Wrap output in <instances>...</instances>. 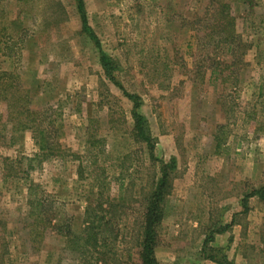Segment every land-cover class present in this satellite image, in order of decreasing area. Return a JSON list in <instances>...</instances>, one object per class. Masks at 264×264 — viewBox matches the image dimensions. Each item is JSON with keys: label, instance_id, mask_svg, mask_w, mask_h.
<instances>
[{"label": "rangeland", "instance_id": "rangeland-1", "mask_svg": "<svg viewBox=\"0 0 264 264\" xmlns=\"http://www.w3.org/2000/svg\"><path fill=\"white\" fill-rule=\"evenodd\" d=\"M83 5L108 73L74 0L4 2L16 21L7 34L26 36L19 57L0 53V72L14 71L29 108L55 118L60 150L39 162L31 130L12 131L0 98V264H141L147 196L164 165L158 264H264V0ZM124 91L139 97L153 159L133 139ZM30 182L50 208L42 219L29 214ZM100 185L110 233L74 251L58 228L66 220L80 234Z\"/></svg>", "mask_w": 264, "mask_h": 264}, {"label": "trees", "instance_id": "trees-1", "mask_svg": "<svg viewBox=\"0 0 264 264\" xmlns=\"http://www.w3.org/2000/svg\"><path fill=\"white\" fill-rule=\"evenodd\" d=\"M76 5V11L80 17L81 25L84 32L87 34L89 39L94 43V45L99 49V60L108 73L110 70V59L102 52L100 49V43L94 34V32L87 26L86 17L84 11L83 0H74ZM4 2L5 0H0V53L5 56L13 57L17 55L19 57L20 51L23 45V40L26 36L25 30H20L18 36H10L7 34L8 27L10 25H15L16 21H11L10 23L4 19ZM229 15V16H228ZM226 17L228 21L226 24L220 26L223 33L221 42L227 44L228 48L231 44H234V35L232 30V16L228 13ZM221 18L223 16L220 14ZM228 28V29H227ZM23 31V32H22ZM109 77L110 74H107ZM17 74L14 71H1L0 72V98L6 101L8 110V120L12 124V131L19 132L23 130H31L32 138L35 145L38 146L39 152L35 154V157L39 159V162L43 159H48L59 154V145L56 142L55 135H52L51 130H53V125L55 124V118H51L50 114H46L44 111H37L29 108V100L27 90L24 89L17 79ZM123 94L132 102V117L134 120L132 127L133 139L145 143L148 147V152L150 158L153 159V142L151 136L148 133L146 127V121L144 116L138 111L140 105L139 97L136 94H129L123 92ZM222 128V126H221ZM89 144L94 145L96 140H88ZM215 141L218 144L220 141L215 137ZM174 162V159L170 160V163ZM170 165L161 166L160 176L157 178L155 184H152L153 190L150 192L148 199V205L145 208L144 213V229L142 238L139 241L140 251L139 258L141 264H158L155 256L154 249L157 246V233L156 225L159 224L162 219V202L165 195L168 193L167 187L169 186L165 180H167V168ZM79 176H81L80 166H78ZM102 184V183H101ZM104 186V185H103ZM37 185L32 182L28 185V205L30 207V216H35L36 218L42 219L46 216L47 211L50 210L48 204H44L42 196H36L33 190ZM103 189L101 185L99 186V192L97 195L100 200L93 205L89 203V206L85 210L84 226L82 231L79 233H74L71 229V224L66 220L59 226L58 230L60 234L68 242V245L72 250L80 249H96L98 246L103 245L104 234L110 233V228L112 227L111 216L107 219L104 213H108L112 206V201L110 196L103 197ZM42 192V191H41ZM256 193V192H254ZM253 193V194H254ZM252 193L248 194L250 196ZM32 195H35L31 197ZM264 199V197H261ZM97 212L101 213L100 215Z\"/></svg>", "mask_w": 264, "mask_h": 264}]
</instances>
